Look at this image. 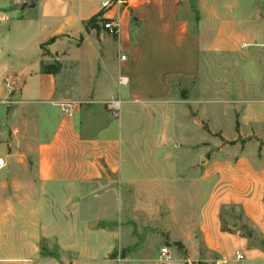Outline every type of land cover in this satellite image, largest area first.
<instances>
[{"label":"crops","instance_id":"crops-1","mask_svg":"<svg viewBox=\"0 0 264 264\" xmlns=\"http://www.w3.org/2000/svg\"><path fill=\"white\" fill-rule=\"evenodd\" d=\"M104 1L30 0L13 21H27L32 34L0 42V81H8L6 89L0 84V264H57V245L87 254L72 264H115L108 254L125 248L122 228L135 219L123 213L124 187L141 193L135 212L145 227L159 226L168 246L180 245L170 264H264V246L251 245L236 225L225 231L222 217L237 210L264 243V0H196V31L183 17L190 0L112 2L102 10ZM98 14V30L85 31ZM235 55L236 75L228 71ZM53 64L60 68L45 70ZM71 76L75 84L64 81ZM171 80L193 81L196 95L174 99ZM112 99L121 107L107 123L82 107ZM134 107L163 109L165 127L133 136L123 114ZM207 109L230 111L233 138L211 128ZM187 122L208 124L198 129L204 143L226 144L219 135L233 149L204 161L211 148L170 151ZM144 138L159 148L139 149ZM90 205L96 211L83 212ZM90 220L101 227L90 232L82 223ZM144 248L124 264H158ZM158 258L165 260L160 250Z\"/></svg>","mask_w":264,"mask_h":264},{"label":"rangeland","instance_id":"rangeland-1","mask_svg":"<svg viewBox=\"0 0 264 264\" xmlns=\"http://www.w3.org/2000/svg\"><path fill=\"white\" fill-rule=\"evenodd\" d=\"M30 0H21V1H16L13 3H1L0 2V42H2L3 40H7V39H12L15 37H18L19 35H23L25 37H29L32 34V29L28 28V22L27 21H20L19 25H16L14 23L13 20H18L22 17H24L25 12L28 10V5L27 2ZM237 3L239 5H242L244 3H247L249 0H236ZM189 10L187 11V13L183 14V17L185 20H187V22L190 25V28L192 31H196V22H197V10H195L196 8V0H190L189 3ZM263 5V4H262ZM261 10L264 13V5L261 8ZM45 54V53H44ZM125 55V54H124ZM118 57V55H117ZM2 58H0L1 60ZM234 65L233 68L228 69L229 74H234V73H240V56L239 55H235L234 59H233ZM2 67V64L0 63V68ZM48 67L50 68H54L55 70H58L60 68V66L58 65H48ZM220 67H217L215 69L216 72H220L222 70H218ZM234 74V75H236ZM71 77H65L64 81L67 83H74V81ZM231 81V80H230ZM171 85L173 88L172 91V97L174 99L178 98V97H184L185 93H188L191 97H193L195 93V83L193 81H183V80H171ZM0 84L3 86V88L6 89L8 81H6L5 79H3L2 81H0ZM74 86V85H73ZM190 91V92H189ZM70 96V95H69ZM2 98H0L1 101ZM83 109L88 110L91 109L92 110V115L96 116V118L102 120L105 119V122L107 123V121H112V119H114L113 114L111 113V111L108 109L107 107V103H103L101 105H99L98 107H94L91 104H84ZM209 114L208 117L210 119V125L211 128L216 129L217 127H222L223 129V136L226 137L227 139H231L233 138V127H232V117H231V113L229 110H225V109H218V110H210L207 109ZM169 112V111H168ZM187 112L189 114V116L191 118L196 117L195 113L193 112V109H191L190 107H187ZM122 113V110H121ZM214 113H217V117L214 115ZM123 114V113H122ZM125 116V121L127 122V124H130L132 129V133L133 136H135L136 134H142L144 132H157L159 131V133L161 132V130L163 129V127H165L164 123L166 122V117H167V113L165 111H163V109H148V108H144V107H134L131 110H126L123 114ZM152 117H156L157 120H152L150 118ZM148 118V119H147ZM191 118H188V120L190 121ZM105 123V124H106ZM202 125H194L190 122L186 123V130L184 131H177L176 130V139L177 140H172L170 141V144L167 146L168 149L170 151H173L177 148V144L180 145V148H182L181 150L185 149H191L192 154L193 153H197L199 151H202V148H211L209 154L207 155L206 153H204L206 150L202 151V158L203 161L204 159H209L210 158V154L212 155V152H219L222 149H233V146L231 145H226V144H222L221 146H219L218 148H213L210 146V143H204L203 141L208 139V137L206 136V134L204 132H199L198 129L200 128V130H206V128L208 127V124L202 122ZM200 126V127H198ZM186 142H184V141ZM135 143V141H133ZM138 145H139V149H144V148H159L156 146H153L154 142L153 141H149L150 144H148V141H145V138L141 141H138ZM188 143H194V144H199L195 147H187L186 144ZM136 144V143H135ZM174 144V146H173ZM155 145V144H154ZM166 147V148H167ZM187 154V153H186ZM223 154V153H222ZM192 156V155H191ZM171 158V157H170ZM174 158H177L176 156ZM189 164V162L187 163ZM172 164H170L171 166ZM172 179V178H171ZM170 179V180H171ZM144 191V190H143ZM171 191V190H170ZM116 195H118L117 191L115 193ZM123 195L125 198V203H124V209H123V213L124 214H128L129 215H133L135 217V221L133 220L131 224H127L125 225L122 230H125V248L124 249H120V248H116L114 251H112L111 253L108 254L109 256V260H112V262L114 261L115 264H124L125 261H122L123 259H130L133 256L137 255V251H135V249L139 246L140 247H144L147 249H143V251L147 250V252L145 251L143 253L144 257H157L156 260L158 261V264H170L171 261L173 260L171 257L172 255H178V253H183V251L181 250V248L179 246H177L176 248H171L170 246H168V244L166 243V239H163V234L162 231L158 228L156 229H151L149 227H145V217L139 213V212H135V208H136V202L140 199V197L142 196L140 192H135V190L129 188V187H124L123 190ZM111 197L114 196V192H111ZM138 199V200H136ZM92 208V210L90 209ZM95 212V206L90 205V206H86L83 208V212ZM106 212H113V209H110L109 207H107L106 210H104ZM164 211V210H163ZM91 214V213H89ZM223 224L224 226L228 227V225H236L237 229H241V227L245 226L243 219L241 218L239 212L237 210H228L226 212H224L223 214ZM98 221L96 220H90V221H85L82 222L84 225L85 223H87V228L89 229L90 232L94 231L95 229H98L99 227H101V225H99L97 223ZM125 222V221H124ZM123 222V223H124ZM125 224V223H124ZM81 234H85L87 230L84 228H80ZM245 230L241 229V232H244ZM77 235L76 234L73 238H75ZM156 236L152 239V236ZM59 236L62 239H66V237H68L69 235H66L64 232L59 233ZM254 239L257 240V242H259V238L254 235ZM88 241V239H87ZM106 242L108 240H105ZM91 243H96V239L95 238H91L90 240ZM87 244V243H86ZM41 245L43 248L45 249H49L51 248V246L53 245V241H49V239H42L41 241ZM92 245V244H90ZM81 244L77 245V248H81ZM94 246V245H92ZM163 247H168L169 248V254H168V260H163L161 261L158 258V253L159 250L162 249ZM67 246H59L57 245V250H58V254H57V264H72L73 261H75L77 259L76 256H87L86 253H82L80 251H76L74 253L70 252V249H67ZM178 248V249H177ZM78 249V250H79ZM124 250V251H123ZM91 255H95L93 253H91ZM114 264V263H113Z\"/></svg>","mask_w":264,"mask_h":264},{"label":"built area","instance_id":"built-area-1","mask_svg":"<svg viewBox=\"0 0 264 264\" xmlns=\"http://www.w3.org/2000/svg\"><path fill=\"white\" fill-rule=\"evenodd\" d=\"M112 2H116V3H119L121 5H132L136 2H138V0H106L101 5L102 10L109 9L112 5ZM103 28L105 30H108L109 33H111V34L117 33L116 28L113 27L111 23H104ZM121 59L124 60V57H121ZM107 107L111 111L113 116L116 117L119 114L121 102L118 99H112L109 102H107ZM1 166H2V161L0 160V167ZM168 254H169V252H168L167 248L160 249V257L165 258L167 260ZM234 257L236 260H241L243 258V256L239 252H236Z\"/></svg>","mask_w":264,"mask_h":264},{"label":"trees","instance_id":"trees-1","mask_svg":"<svg viewBox=\"0 0 264 264\" xmlns=\"http://www.w3.org/2000/svg\"><path fill=\"white\" fill-rule=\"evenodd\" d=\"M101 14H98L96 17L90 19L88 22L85 23V31H88L90 29L92 30H98V25H97V22L99 21V18H100ZM49 69L48 68H45V70ZM237 125V124H236ZM216 137H219L220 140L223 142V143H226L228 145H233L234 142H224V140L219 136V135H216ZM223 229L225 231H230L227 227L223 226ZM241 229L242 230H245L244 232H241ZM241 229H238V231L241 233V235L243 237H245L246 239H248L251 243V245H257L258 243L261 245V246H264V243H261V242H257V240L254 239V232L252 230H250L246 225L241 227ZM178 246H180L179 244H177Z\"/></svg>","mask_w":264,"mask_h":264},{"label":"water","instance_id":"water-1","mask_svg":"<svg viewBox=\"0 0 264 264\" xmlns=\"http://www.w3.org/2000/svg\"><path fill=\"white\" fill-rule=\"evenodd\" d=\"M27 5L30 7H33L34 4H33V2H28Z\"/></svg>","mask_w":264,"mask_h":264}]
</instances>
